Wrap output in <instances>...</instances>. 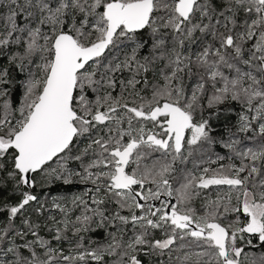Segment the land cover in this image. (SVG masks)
<instances>
[{
	"label": "snow or ice",
	"instance_id": "1",
	"mask_svg": "<svg viewBox=\"0 0 264 264\" xmlns=\"http://www.w3.org/2000/svg\"><path fill=\"white\" fill-rule=\"evenodd\" d=\"M0 264H264V0H0Z\"/></svg>",
	"mask_w": 264,
	"mask_h": 264
}]
</instances>
